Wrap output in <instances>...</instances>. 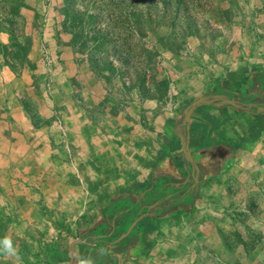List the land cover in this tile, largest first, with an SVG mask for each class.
Returning <instances> with one entry per match:
<instances>
[{
  "label": "rangeland",
  "instance_id": "rangeland-1",
  "mask_svg": "<svg viewBox=\"0 0 264 264\" xmlns=\"http://www.w3.org/2000/svg\"><path fill=\"white\" fill-rule=\"evenodd\" d=\"M105 34L107 49L96 48ZM55 41L70 47L62 64L52 49ZM263 60L264 0H0V98L13 96L21 101L34 127L44 131L43 150L54 151H44L41 157L42 190L51 193L58 181L59 196L70 193L85 199L75 210L85 205L86 216L71 221L61 215L68 208L63 202L57 201L61 209H55L52 202L41 199L40 211L57 231L47 233L48 238L59 244L67 239L70 227L86 228L92 222L93 228L100 219L112 225L107 200L97 198L99 171L84 166L93 157L85 151L92 134H103V139L118 131L131 134L138 124L145 129L144 135L139 133L141 149L158 127L157 120L169 125L168 117L211 95L215 86L250 92L248 79ZM66 68L71 74L56 97L54 76ZM262 97L255 99L264 104ZM102 156L105 161L107 155ZM117 157L126 168L135 167L130 153L127 158ZM117 157L111 155L109 162L114 172ZM175 217L168 224L176 225ZM164 224L160 220L157 225ZM85 231L75 235L81 237L77 240L92 238ZM247 235L248 243L240 251L220 249L208 260L189 258L186 264H264V234ZM145 236L140 239L144 249ZM169 236L168 242L159 236L164 251L155 257L133 254L136 242L132 240L122 258L107 245L91 249L80 245L79 264H180L176 234ZM222 252H228V263ZM55 256L65 264L72 258L71 250Z\"/></svg>",
  "mask_w": 264,
  "mask_h": 264
},
{
  "label": "crops",
  "instance_id": "crops-1",
  "mask_svg": "<svg viewBox=\"0 0 264 264\" xmlns=\"http://www.w3.org/2000/svg\"><path fill=\"white\" fill-rule=\"evenodd\" d=\"M53 45L56 58L62 64L70 47L57 41ZM261 65H264V60L253 73L264 72V66ZM68 74L71 73L66 68L54 76L56 97H59L60 89L66 84ZM21 103L13 96L0 98V206L4 210L0 214V241L9 238L17 252L16 256H10L0 251V264H65L61 257L55 255L67 250H71L72 254L70 264H79L82 259L79 246H89L91 249L96 244L87 237L82 238V241L77 240L81 237L75 235L85 229V234L91 233L92 222L86 228H77V225L74 229L70 227L67 239L59 244L58 240L52 242L46 234L57 231L50 218L40 211L39 204L43 198L48 203L52 202L51 208L61 209L56 204L57 201L63 202V207L68 208L61 215L64 221L66 218L71 221L74 216L76 219L81 215L86 216L85 205H81L80 210H75V206L82 204L85 199L81 195L70 193L67 197L64 194L63 197L59 196L61 182L58 181L53 186L56 189H52L51 193L42 190L41 157L44 151H54L51 147L43 150L44 131L34 127ZM148 104L146 102L144 106L147 107ZM182 105L184 104H180ZM189 105L188 103L187 106ZM187 106L180 109L181 114L178 112V115L168 117L167 126L163 121L157 120L155 125L158 127L150 132L146 146L143 145L141 149L139 133L144 135L145 129L138 124L134 125L135 129L131 134L118 131L114 136L107 134L104 139L103 134H92L90 146L85 151L93 157L84 163V166L88 165L94 171H99L97 198L99 197L100 202L107 200L106 207L109 208L110 203L118 197L139 199L146 187L152 184L154 177H172L177 181L190 177L193 164L187 163L181 135L188 137L194 165L200 168L199 196L195 206L185 213L175 210L158 216L147 213L134 226L135 235L131 238L136 242L135 245L132 243L136 247L131 251L133 254L143 252L155 257L164 251V240L168 242L169 235L176 234L180 246L178 257L182 258L180 264H186L185 260L189 258L208 260L209 256L217 254L216 250L220 249L240 251L244 247L243 243H248L249 236L246 234H264V113L238 107L228 110L226 106L215 103L202 104L194 108L188 129L183 124L184 117H181ZM120 120L123 125L121 118ZM115 131L116 127L113 132ZM129 153L135 160L132 170L126 168L125 162L117 157L127 158ZM102 155H107L105 161ZM111 155L118 158L114 164L115 172L109 163L112 161ZM28 158L32 160L29 162ZM105 171L107 173L104 178ZM83 175L86 178L84 172ZM87 183L90 186L94 184L90 181ZM144 185L142 193L137 195L136 192ZM50 194L52 198L49 197ZM101 216L99 212L98 217ZM175 216L178 217V223L168 224ZM157 220L165 224L159 226ZM96 223L111 229L115 218L112 219L111 226L101 219ZM140 223L147 225L139 227ZM144 233L146 249L140 248V239L144 238ZM159 236L164 240H160ZM150 244L154 245L151 247ZM107 246L119 258H122L121 253L130 249L129 245L118 248L110 243ZM44 249L47 251L44 252ZM222 256H227L228 263V252L226 255L222 252Z\"/></svg>",
  "mask_w": 264,
  "mask_h": 264
},
{
  "label": "trees",
  "instance_id": "trees-1",
  "mask_svg": "<svg viewBox=\"0 0 264 264\" xmlns=\"http://www.w3.org/2000/svg\"><path fill=\"white\" fill-rule=\"evenodd\" d=\"M109 44L108 34H105L100 38L96 48L106 50ZM248 85L250 92L241 93L240 95L245 100L243 103L249 105V110L257 113V109L260 106H264L263 103H258L255 99L256 97L263 98L264 72L257 71L253 73L248 79ZM215 94H225L229 97H235L236 92L225 87H215L210 96ZM187 163L191 164L189 161ZM178 182L172 177L157 176L154 177L152 184L146 187L139 199L132 200L123 197L114 199L108 208L110 218H115L114 226H111V229L104 224L94 226L91 229L92 238H89V240L93 241L97 246L113 243L118 248L124 247L129 245L131 238L135 235V229L123 240L115 242L116 239L126 232L130 225L142 214L149 213L158 216L166 214L170 210H175L178 213L190 211L195 206L199 196V185L192 186L190 182H187L186 184L176 186ZM152 204L154 206L150 208L149 206ZM110 231L112 232L109 233ZM46 264L52 263L47 262Z\"/></svg>",
  "mask_w": 264,
  "mask_h": 264
},
{
  "label": "water",
  "instance_id": "water-1",
  "mask_svg": "<svg viewBox=\"0 0 264 264\" xmlns=\"http://www.w3.org/2000/svg\"><path fill=\"white\" fill-rule=\"evenodd\" d=\"M212 103H215L218 106H223V105L227 104V105H232V106L241 108L240 99L231 98L225 94H215L212 96H210V95L204 96V97H201V98L195 100L188 107H186V109L184 110L183 124H185L187 126V128L189 129V124L191 122L192 112H193L194 108L197 107L198 105L212 104ZM244 106H246L245 108L249 109L248 104L247 105L244 104ZM257 112H264V106H260L257 109ZM181 140H182V146H183V150H184L186 160L193 164L192 173L194 174V180H195L194 186H196L200 182V178L198 177V175L200 173V168L197 165H194V157H193L192 152L190 150L188 137L181 135ZM153 206L154 205H151L150 208ZM144 215H142V216H144ZM141 217H139L137 220H135L132 223V225L128 228V230L126 232L122 233L120 235V237L118 239H116L115 242H119V241L123 240L124 238H126L130 234V232L132 231V229L134 228V226L136 225V223L139 221V219ZM76 242H78V241H76ZM113 245H115V244H113Z\"/></svg>",
  "mask_w": 264,
  "mask_h": 264
},
{
  "label": "clouds",
  "instance_id": "clouds-1",
  "mask_svg": "<svg viewBox=\"0 0 264 264\" xmlns=\"http://www.w3.org/2000/svg\"><path fill=\"white\" fill-rule=\"evenodd\" d=\"M0 251H3L10 256L17 255L16 249L9 238H4L2 241H0Z\"/></svg>",
  "mask_w": 264,
  "mask_h": 264
},
{
  "label": "flooded vegetation",
  "instance_id": "flooded-vegetation-1",
  "mask_svg": "<svg viewBox=\"0 0 264 264\" xmlns=\"http://www.w3.org/2000/svg\"><path fill=\"white\" fill-rule=\"evenodd\" d=\"M242 93H246V92H242ZM240 94H241V93H237V92H236L235 97H231V98L240 99L241 108H245L246 106H244L243 99H242V97H241ZM253 104H255V103H253ZM187 182H188V183L190 182V184H191L192 186H194V184H195L194 174L192 173V171H191L190 177H187L185 180H181V181H179V182L177 183L176 186H180V185L186 184ZM152 205H153V204H152ZM150 206H151V205H150ZM150 206H149V207H150ZM151 208H152V207H151ZM144 214H146V213H144ZM144 214H142V215H144ZM148 214H149V213H148ZM142 215H141V216H142ZM141 216H140V217H141Z\"/></svg>",
  "mask_w": 264,
  "mask_h": 264
}]
</instances>
